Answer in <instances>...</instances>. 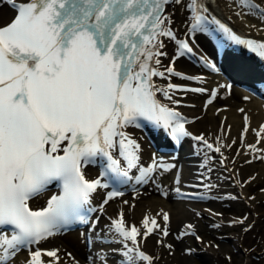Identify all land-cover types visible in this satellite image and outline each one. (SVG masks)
<instances>
[{"label":"snow or ice","instance_id":"snow-or-ice-1","mask_svg":"<svg viewBox=\"0 0 264 264\" xmlns=\"http://www.w3.org/2000/svg\"><path fill=\"white\" fill-rule=\"evenodd\" d=\"M172 2L179 3V0ZM7 3L16 15L9 25L0 27V264H13L22 247L29 249V258L24 264H61L58 249L37 247L33 251L31 246L39 245L73 222L91 223L92 227L98 223V220L90 222L80 210L90 205L94 193L109 185L101 178L87 179L85 166L104 161L102 177L115 172L126 180L131 179L128 169L138 168L141 145L124 129L140 128L142 121L163 128L177 144L181 136L191 135L178 119L180 114L155 98L157 91H164L168 99L171 96L154 85L152 78L164 77L165 72L151 67L149 61L167 55L153 51L163 47L158 40L160 36L176 41L178 55H183L185 50L191 53L193 49L187 42L177 40L170 29L162 27L165 21L159 13L169 0H27L19 3L7 0ZM237 4L264 22V6L255 0H237ZM187 6L195 13L193 30L207 31L202 25L214 23L232 42L264 58V42L242 39L218 20L209 19L203 14L207 8L199 0H189ZM149 44L153 48L146 47ZM160 63L156 58L155 64ZM208 66L216 70L214 64L208 63ZM166 71L182 76L173 67H167ZM177 88L180 86L167 85L168 90ZM187 90L207 91L204 88ZM216 95L212 90L206 105L212 104ZM244 122L243 133H246L247 115ZM253 131L258 144L264 125ZM195 139L207 144L202 135ZM207 147L213 146L207 144ZM248 147L258 150L255 144ZM215 151L220 152V148L216 147ZM114 152L127 162L126 169L119 167L120 161L114 158ZM173 167L158 163L153 156L151 165L139 168L141 175L136 181L147 183L153 179V173ZM53 181L60 183L61 194L53 195L46 207L33 210L30 199ZM121 195L120 191H110L103 203ZM160 215L163 227L156 216L147 214L140 225H130L123 211L111 221L108 231L114 233L113 242L122 245V249L114 250L122 251V260L154 264L156 258L146 254L141 245L158 232L164 237L169 235V213L161 210L157 213ZM186 227L191 229L193 225Z\"/></svg>","mask_w":264,"mask_h":264},{"label":"bare ground","instance_id":"bare-ground-1","mask_svg":"<svg viewBox=\"0 0 264 264\" xmlns=\"http://www.w3.org/2000/svg\"><path fill=\"white\" fill-rule=\"evenodd\" d=\"M20 1L27 2V0ZM199 2L204 7H210L209 9L213 11V13L211 12L213 18L220 23L229 22L230 25L253 33L264 41V22L238 7L237 0H199ZM188 3L189 0H179V3L169 0L161 15L165 21L162 26L174 27L178 36L183 33L189 35L196 51L212 64L220 63L221 68H218L217 71H210L203 69L200 64L191 63L176 53L175 41L164 36L158 37L159 42L163 43L162 48H153V44L157 43L156 40L149 48L167 55L156 57L161 61L160 64H155L156 58L149 61V64L156 70H161L166 67L170 59L175 67H187L193 73H199L200 79L196 84L207 91L199 93L174 90L169 92L171 99L157 92L156 99L175 112L177 110L183 112L186 118H190L186 124L187 129L202 135L213 147L210 149L205 143L188 142L177 154L160 152L155 147L156 141L152 143L144 132L139 131V128L131 127L130 131L137 137L141 150L138 168L130 169L132 177L125 194L104 204L100 203L101 194L107 188L99 189L97 193L93 194L91 201L93 204H97L96 211L93 213V217L96 218V221L98 220L95 227L89 224L64 233L58 232L40 242L46 248L59 250L61 264H76V262L78 264H101L102 261L103 264H119L118 261L115 262L116 258L117 260L120 258L119 253L114 250H120L122 245L113 242L114 233L108 231V226L121 211L124 212L125 219L130 225H140L147 214L156 216L161 227H163L164 221L162 215L157 216V213H160L161 210L169 213V235L164 237L162 233L158 232L149 236L146 242L141 245L142 250H146L149 255H154L153 257L156 258L154 264L162 263L157 262L159 256L163 257V262L165 259L169 260V264H186L187 261L189 262L192 252L200 253L203 257L202 264H221L216 256L217 251L227 252L229 248L234 247L238 249L237 239L229 238L228 234L220 238L227 239L228 237V240L211 242V244L208 242V245H203L194 237L202 228L200 219H203L209 228L220 225H241L234 221H243V216L235 213L227 215L218 209L224 204L223 202L231 204L238 210L247 204L252 209V216L263 218L264 208L261 203L264 201V190L257 191L252 197H248L250 185L264 179V159L261 158L264 157V133L261 134L257 144V137L253 131L254 129L259 130L261 125H264V78L258 79L256 76V79L252 74L256 71L264 72L261 68L262 64L261 62L256 63L247 56H242L235 49H220L219 46L224 47V44L220 45L214 38L215 35H220L219 33L190 31L188 23L192 20L191 13L193 11L187 6ZM255 3L264 6L263 0H255ZM15 13L7 0H0V26L9 22ZM216 26L218 27V25ZM220 58L222 61L219 60ZM244 77L248 78L244 80ZM152 80L156 87L165 88L164 84L167 80L163 77L154 76ZM244 81L245 83H243ZM255 82L260 83L258 84L260 86ZM253 84L258 87L259 95L251 90ZM212 87L216 88L217 95L212 104L206 105V96ZM173 100H176L177 103L173 104ZM182 100L189 101V104L178 102ZM240 109L244 111L241 112ZM245 115L248 116L249 123L248 131L243 133ZM148 133L155 140L164 139L161 134L153 137L152 135L156 134L152 128L148 130ZM242 133L243 139H241ZM253 144L256 145L257 151L248 147ZM216 147L220 148V152L215 151ZM236 147L237 149H235ZM153 156L158 163L171 164L174 167L167 171L160 169L159 172L153 173V179L147 183H137L136 178L141 175L139 168L151 165ZM93 166V164H89L83 168L86 177L96 176V170H91ZM121 167H124V163L121 164ZM177 167H179V173L175 177ZM187 180L201 183V187L195 189L199 199L178 197L179 191L188 188ZM242 180H245L244 185L241 183ZM133 186L141 187V192H138V189H132ZM165 192L166 196L163 195ZM49 193H51V189L36 195L37 199L34 197L30 199V202L34 206L39 205L38 199L46 200ZM124 201H128V203L125 204ZM101 207L103 208L102 212L100 211ZM189 224L193 225V228H187L186 226ZM237 234L240 233L237 232ZM97 235H103L105 240L99 241ZM90 237L99 245L88 247L86 238ZM116 238L120 239L118 236ZM157 240H161V243H157ZM167 245L172 247L168 248ZM176 245L181 250H178ZM28 252L29 249L21 248L14 258L13 264H24L29 258ZM69 253L71 257L68 255ZM129 255L135 256V253H129ZM246 255L242 253V262L246 260ZM137 263L140 264L139 261H136Z\"/></svg>","mask_w":264,"mask_h":264},{"label":"rangeland","instance_id":"rangeland-1","mask_svg":"<svg viewBox=\"0 0 264 264\" xmlns=\"http://www.w3.org/2000/svg\"><path fill=\"white\" fill-rule=\"evenodd\" d=\"M235 149H237V147ZM262 180L263 181L259 180L258 182H254L250 185V187L248 188V197H252L254 193L256 194L257 191L264 190V179ZM241 183L244 185L245 180H242ZM136 189H138V192H141L142 188L137 187ZM118 197L120 196H117L115 198ZM223 203L224 204H222L218 209H221V211H223V213H227V215H229L230 213H235L243 216V223H240L241 225H220L219 227L216 226L213 228H209L206 226L204 221L200 219V222L202 224V228L198 233L200 242H202V244L204 245L208 242H210L209 244H211V242L215 243L228 240L232 237L236 238V243L238 242L239 246H237L238 249L234 247L229 248L227 252L217 251L216 256L221 264H264V215L262 214L263 218L261 216H252V209L247 204L244 208L238 210L235 209L231 204H227L225 202ZM261 206L262 208H264V201L261 203ZM237 232H239L240 234L238 235ZM227 234L229 238L227 237V239H220L222 236ZM214 246L217 247L216 244H214ZM176 248L178 250H181V248L177 245ZM242 253L247 254L246 260L243 262L241 261ZM190 260L191 262H193V264H202L203 257L200 255V253L193 252L191 257L189 258V262ZM157 262H162L161 264H169V260L165 259L163 262V257L161 256L157 258ZM189 262L187 261V263Z\"/></svg>","mask_w":264,"mask_h":264}]
</instances>
